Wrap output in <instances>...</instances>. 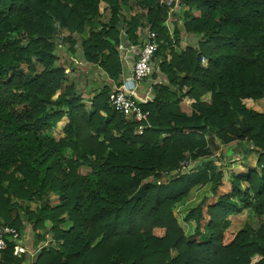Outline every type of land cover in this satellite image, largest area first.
Returning <instances> with one entry per match:
<instances>
[{"label": "trees", "instance_id": "1", "mask_svg": "<svg viewBox=\"0 0 264 264\" xmlns=\"http://www.w3.org/2000/svg\"><path fill=\"white\" fill-rule=\"evenodd\" d=\"M133 1L147 11L127 19L130 0H0V227L22 232L25 217L37 242L46 228L54 236L33 258L14 255L8 241L0 264H264V222L224 224L244 211L264 216V113L252 108L264 97V0H180L183 26L172 34L164 26L172 6ZM102 3L110 18L96 26ZM146 31L157 33L152 76H161L143 106L149 125L112 108L107 85L88 111L65 71L79 64L64 68L55 48L66 45L120 82L118 45H141ZM182 31L189 44L177 53L172 37ZM183 97L192 99L190 114ZM61 121L64 135L51 137ZM216 140L245 143L256 166L235 174L208 157L192 174L146 181L178 170L187 155L197 160ZM224 177L231 190L204 215V201L186 215L198 225L209 217L207 241H195L172 208L199 184L216 193Z\"/></svg>", "mask_w": 264, "mask_h": 264}, {"label": "rangeland", "instance_id": "2", "mask_svg": "<svg viewBox=\"0 0 264 264\" xmlns=\"http://www.w3.org/2000/svg\"><path fill=\"white\" fill-rule=\"evenodd\" d=\"M182 10L183 9L181 7H177L174 10H172L171 13L172 14L174 13L175 16L169 15L166 21L164 22V26L167 27L168 31L171 34L173 33L175 29L176 23H178L179 25H182L183 23V20L181 21L180 19L176 18V16L181 15ZM146 11H147L146 9L144 10L140 9L134 3L133 0H130L129 4L126 6L122 5V13L123 15H126L128 19L136 14L143 15L144 12ZM100 12L101 14L99 17L96 18L95 22L98 24L101 22L102 23L108 22L110 18V10L108 9V6L106 4L104 3L101 4ZM141 21H144L143 16H141ZM98 24H96V26H98ZM141 29L142 28L139 27L138 31L140 32ZM172 38H173L172 46H173L174 51H176L177 53L184 51V49L189 44L184 31L180 32V39L178 42L176 41L174 36ZM55 52L59 55V63L62 64L64 68H67L68 66V63H66L65 60H67V62H70V65L73 63V61H74L75 66L76 64L80 65V66L78 65V67L76 68V71L72 70L70 67H68L65 71H66L69 82L71 79H74L77 81L76 87L79 92L83 93V98H84L83 102L87 106V109L89 111L91 107L90 99L92 98L93 95H95L96 92L102 89V85H104L106 83V80L109 78H106V80L103 81L102 76H100L99 73L94 70L95 69L94 66H91L90 64L85 63L81 58L78 57L77 54L72 55L68 53V51L66 50V45L62 47L58 45V47L55 48ZM167 53H170V52H167ZM204 58L205 57L202 58L201 63H204L203 65L205 66V65H208V60L206 59L207 64H205L204 62L205 60H203ZM36 65H37L36 68L38 71L42 70V67L40 64L36 63ZM263 99L264 97L262 99L257 100L255 105L253 106L254 107L253 109H255V111L264 113V100ZM191 102H192V99L188 97H183L182 102L180 104V109L184 113L190 114ZM65 123H66L65 121L59 122L53 129L50 130L49 132L50 136L56 139H59L60 137H62L63 128H64ZM140 130L141 129H136V133L140 134ZM244 146H245V143H237L236 141H231L228 144H223L219 140H216L214 144L208 147V150H209L208 153L201 155L200 157L197 158V160H193L192 158L189 157V155H187V158L191 159L192 161L191 163L195 164L194 168H191V169L188 168L185 171H182L177 175L180 177V176L189 175V174H192L198 171L197 163L201 164L208 157L209 159L210 158L214 159L215 157H218V159L222 163H227L232 158L245 161L246 159H243L244 158ZM233 163H235L234 165L238 166V162H232V164ZM229 165H231V163ZM221 169L224 170V167H222ZM224 171H228V170H224ZM156 175H158L159 177L158 181L163 180V178L172 179L171 177L173 175H174L173 177H177L175 174H171V173H169V175L162 176L159 172H156L155 174H151V176H149L146 181L149 182L152 179H155ZM224 180H225V177H224ZM218 189L223 190L220 187ZM216 195H218V192L216 190V193H212L211 183L199 184L193 187L189 191L188 195H186L181 201L177 202L174 205V207L172 208V212L175 215L177 221L180 223L186 236L188 237L191 236L192 239H199V240L202 238V233L194 234V231H193L195 228L194 221H190L186 219V215L191 209H193V207H195L196 205H198L199 203L203 201L204 203H203L202 208L206 209L208 205L211 204V202H213L216 199ZM52 199L54 203L57 201L56 197H53ZM37 206H38L37 202H33V201L28 202V208L31 211H34L37 208ZM15 214H16V211L11 212L12 216H15ZM206 217L207 219L209 218L208 215ZM22 222L23 224H25V222L30 223L25 217H22ZM260 222H264V216L258 217L257 215H254L251 212L244 211L242 213L229 215L226 218V221L224 222V224H226L225 226H229L230 229H239L243 225V223H252L253 225H257ZM46 225L47 227H49V225H51V222L47 221ZM30 226L33 227L32 223L29 224V227ZM65 227H68V225H65ZM41 233L42 235H44L45 239H48L47 243L50 244L53 242V239H54V236L52 235L53 233L51 234L47 230V228L42 230Z\"/></svg>", "mask_w": 264, "mask_h": 264}, {"label": "built area", "instance_id": "3", "mask_svg": "<svg viewBox=\"0 0 264 264\" xmlns=\"http://www.w3.org/2000/svg\"><path fill=\"white\" fill-rule=\"evenodd\" d=\"M164 2L167 6H172V9L180 7L179 0H164ZM145 35L141 45H125L120 42L118 52L121 66L128 65L130 67L129 77L122 80V82H114L109 79L105 85L109 88L108 103L112 108L132 122H145L146 125H149V112L143 106L153 100V87L161 82V76L155 78L152 76L154 72L153 57L158 48L157 33L146 31ZM140 133H142L141 130ZM191 162L189 158L184 159L180 164V168L171 174L177 175L188 168H194L195 164ZM166 173L164 172L161 175L163 176ZM22 239L23 232L16 230L14 227H0V251L8 247V241H13L14 255L20 256L28 253Z\"/></svg>", "mask_w": 264, "mask_h": 264}, {"label": "crops", "instance_id": "4", "mask_svg": "<svg viewBox=\"0 0 264 264\" xmlns=\"http://www.w3.org/2000/svg\"><path fill=\"white\" fill-rule=\"evenodd\" d=\"M124 17H126V15H124ZM127 18V17H126ZM128 19V18H127ZM102 23V22H101ZM106 23V22H104ZM95 24H98V23H95ZM100 24V23H99ZM98 24V25H99ZM208 58H204L203 60H205V64H207V60ZM204 63H201V66L202 67H205V66H208V65H203ZM122 67V73H121V77L119 81L122 82V80L124 79H127L129 77V74H130V67L127 65V66H121ZM96 72L99 73L100 76H102V80L105 81L106 78H108L105 74H103V72H101L100 68H96L94 69ZM97 79V78H96ZM109 79L106 80V83ZM105 83V84H106ZM104 84V85H105ZM103 86V85H102ZM262 99V98H261ZM259 100V99H258ZM264 100V99H263ZM262 100V101H263ZM257 102V101H256ZM255 102V103H256ZM255 103L253 104V106L255 105ZM252 106V108H254ZM255 110V109H254ZM257 158H258V154H255V153H252L250 155H248L246 158H243V159H246L245 161L244 160H238V159H230L229 162L223 164L224 166V170H228V172L232 171L233 173L235 174H242V173H246L249 168H253L256 166V163H257ZM232 162H238V166L234 165L235 163L232 164ZM231 163V165H229ZM243 166H242V165ZM223 170V171H224ZM226 182H227V179L225 178ZM224 178L222 180V183L218 186V188H222L223 190H219L217 188V192H218V195H216V199L211 202L212 203H215L217 202V199L219 196H222V195H225L227 194L231 188H232V185L231 183L229 182H225ZM209 204V205H211ZM26 206H28V202L25 203ZM208 205V207H209ZM207 207V208H208ZM207 208L206 209H203L202 208V213L203 215L205 214V212L207 211ZM209 219V218H208ZM207 217L205 216L204 219L200 222V224L198 225L196 223V221L194 219H190V221H194V224H195V228H194V234L196 233H202V238L199 240V239H193L195 241H198V242H204V241H207V228H206V224H207V221H208ZM226 220V219H225ZM29 224L30 223H27L25 222L24 224V229L22 230L23 232V239H22V242L24 244V246L28 249V253H27V256H30L31 258L34 257V255L36 254V252L40 251L41 249H43L44 247H46L49 243H47V240L48 239H45L43 241H38L37 242V239H38V236L35 234V229L33 227H29ZM180 224V223H179ZM244 224V223H243ZM181 226V225H180ZM182 228V227H181ZM227 229H230L229 226H227ZM185 233V232H184ZM191 238V236H189ZM192 239V238H191Z\"/></svg>", "mask_w": 264, "mask_h": 264}, {"label": "water", "instance_id": "5", "mask_svg": "<svg viewBox=\"0 0 264 264\" xmlns=\"http://www.w3.org/2000/svg\"><path fill=\"white\" fill-rule=\"evenodd\" d=\"M210 159H213V158H210Z\"/></svg>", "mask_w": 264, "mask_h": 264}]
</instances>
